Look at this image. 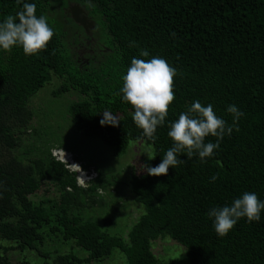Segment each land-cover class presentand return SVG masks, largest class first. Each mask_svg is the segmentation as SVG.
Wrapping results in <instances>:
<instances>
[{"label":"trees","instance_id":"trees-1","mask_svg":"<svg viewBox=\"0 0 264 264\" xmlns=\"http://www.w3.org/2000/svg\"><path fill=\"white\" fill-rule=\"evenodd\" d=\"M55 0H24L34 3L37 16L45 15ZM88 5L89 0H71ZM109 37L107 59L99 63L73 64L64 49V35L54 30L48 48L27 56L21 47L10 53L0 50V238L15 244L4 248L0 264H14L8 253L17 251L48 255L42 251L46 236L74 243L88 253L81 259L72 253L56 255L53 264H93L120 250L127 264H160L153 242L170 238L186 249L183 259L170 264H264V211L259 222L242 218L225 237L214 229L207 213L230 206L245 192L264 201V0H90ZM23 4L0 0V22L15 15ZM50 25V24H49ZM50 27H52L50 25ZM175 34V35H173ZM149 52L140 56V50ZM159 56L176 68L175 101L155 143L143 137L132 115L134 109L122 99L123 75L133 58ZM56 76L64 80L54 92L60 96L78 91L84 99L68 112L77 134L98 139L115 157L126 154L131 142L154 147L155 167L173 146L169 125L191 104H211L228 124L229 105L245 115L239 131L225 136L214 155L202 162L198 155L170 168L167 176L146 172L132 174L131 192L145 213L129 233V243L103 231L97 222L83 220L82 210L99 204L101 178L83 189L76 174L46 156L25 165L20 159L3 160L1 151L18 148L20 134L34 120L31 99ZM120 115L119 125H101L104 112ZM207 142H216L207 137ZM78 160V159H77ZM213 176H218L211 182ZM58 183L60 201L35 204L31 196L45 181ZM81 210L79 213H76ZM111 223L109 218L104 222ZM104 226V227H105ZM19 264H32L23 259Z\"/></svg>","mask_w":264,"mask_h":264},{"label":"rangeland","instance_id":"rangeland-1","mask_svg":"<svg viewBox=\"0 0 264 264\" xmlns=\"http://www.w3.org/2000/svg\"><path fill=\"white\" fill-rule=\"evenodd\" d=\"M92 10V7L79 5L71 0H55L46 13L52 28L64 35V49L73 64L99 63L107 59L106 55L110 51L109 37L103 21ZM63 82L64 80L53 76L51 82L31 99L30 109L34 120L20 134L18 148L10 152L1 151L2 159L16 157L28 165L35 159L45 157L50 149L52 156L57 150L63 151V161L71 162L69 154H72L74 168L77 167L76 163L81 164L83 170L94 172L97 177L95 180L101 178L105 183L98 191L100 198L97 197V200L100 203L76 213L80 212L83 220L99 223L108 235L129 243L131 229L145 213L144 207L131 192L132 174H145L140 171V166L150 160L148 155L154 157V147L143 141L131 142L125 155L115 157L102 141L77 134L68 109L71 104L84 99V96L74 90L54 96ZM116 117L119 119L121 116ZM31 200L35 204L50 200L59 202L58 183L54 180L43 182L41 189L31 196ZM107 218L111 222L108 227L104 223ZM14 247L12 242L0 238V254H4V248ZM41 249L48 255L46 259L35 252L21 254L10 251L8 256L14 264H19L23 259L30 260L32 264H53L56 255L65 253H72L81 259L88 257V253L78 249L74 243H63L56 236H46L45 245ZM152 251L160 264H170L172 260L183 259L186 255V249L168 237L153 242ZM93 264H127V259L116 249L103 262Z\"/></svg>","mask_w":264,"mask_h":264},{"label":"clouds","instance_id":"clouds-1","mask_svg":"<svg viewBox=\"0 0 264 264\" xmlns=\"http://www.w3.org/2000/svg\"><path fill=\"white\" fill-rule=\"evenodd\" d=\"M17 4H23L22 9L0 22V50L10 53L13 48L21 47L25 55L38 56L48 48L54 38V30L50 27L47 16H37L34 3L17 0ZM87 6L94 5L89 0ZM140 56L148 57L149 52L141 49ZM176 75V68L166 59L153 56L150 59L133 58L131 66L122 77V99L134 109L132 119L142 130V138L153 143L157 140L158 126L165 124L170 107L176 99ZM227 112L232 117L231 124L218 117L211 104L205 106L199 100L194 101L186 112L180 113L178 119L169 125L168 136L173 141V146L166 151L161 163L155 167L141 165L140 171L153 177L167 176L170 168L186 163L185 160L178 159L181 154L186 155L189 160L198 155L202 162H206L205 158L214 155L225 136L230 137L233 129L239 131V121L245 114L234 104L227 107ZM100 123L102 126H118L119 119L106 111ZM209 136L214 137L216 142L206 143ZM148 157L150 160L154 159L150 155ZM217 178L218 176H213L211 182H215ZM262 211L264 201L253 192H245L230 206L212 208L207 215L214 220L215 232L220 237H225L242 218H246L249 223L259 222Z\"/></svg>","mask_w":264,"mask_h":264},{"label":"built area","instance_id":"built-area-1","mask_svg":"<svg viewBox=\"0 0 264 264\" xmlns=\"http://www.w3.org/2000/svg\"><path fill=\"white\" fill-rule=\"evenodd\" d=\"M63 154L64 152L61 151V150H57L55 151V153L53 154V157L61 162V163H64L66 164V168H68L70 170L71 173H74L76 174V180H77V185L83 189H87L90 187L91 183L93 181H95V179H97V177L94 175V172H88V171H85L83 170V167L81 166V164H77L76 163V168H74L73 166V156L72 154H69L71 155V159L72 161L71 162H65L63 161Z\"/></svg>","mask_w":264,"mask_h":264}]
</instances>
